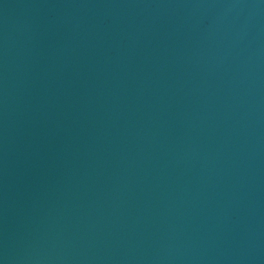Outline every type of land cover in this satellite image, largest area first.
Here are the masks:
<instances>
[{"label":"water","instance_id":"1","mask_svg":"<svg viewBox=\"0 0 264 264\" xmlns=\"http://www.w3.org/2000/svg\"><path fill=\"white\" fill-rule=\"evenodd\" d=\"M0 264H264V0H0Z\"/></svg>","mask_w":264,"mask_h":264}]
</instances>
